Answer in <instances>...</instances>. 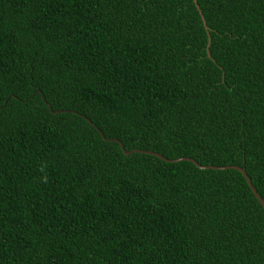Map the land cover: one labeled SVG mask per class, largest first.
Instances as JSON below:
<instances>
[{"label": "trees", "instance_id": "obj_1", "mask_svg": "<svg viewBox=\"0 0 264 264\" xmlns=\"http://www.w3.org/2000/svg\"><path fill=\"white\" fill-rule=\"evenodd\" d=\"M198 3L0 0V264H264V0Z\"/></svg>", "mask_w": 264, "mask_h": 264}, {"label": "water", "instance_id": "obj_2", "mask_svg": "<svg viewBox=\"0 0 264 264\" xmlns=\"http://www.w3.org/2000/svg\"><path fill=\"white\" fill-rule=\"evenodd\" d=\"M194 1L196 3L197 7L200 9L198 0H194ZM200 12L202 14V18L205 19L201 9H200ZM210 44H211V37H210V40H209V43H208V47L210 46ZM59 111H62V110H59ZM59 111H55V112H59ZM114 140H117V139H114ZM120 144L123 147V149H124V151H125L126 154H130V153L134 152V150H127V149H125V147H124V145H123V143L121 141H120ZM142 152L156 155V156H158V157H160V158H162L164 160H167V161L189 160V161H192L193 163H195L197 166H199L201 168H206V169H208V168H221V167L212 166V165L211 166L202 165V164L198 163L195 159L190 158V157H180V158H177V159H168V158L164 157L163 155H161V154H159L157 152H151V151H142ZM222 168H236V169H239L241 172H243V174L246 177V179L248 180V182H249V184H250V186H251L254 194L257 196V198L260 200V202L264 206V198L261 196V194L257 191V189L255 188V186L253 185V183H252L249 175L247 174L245 168L240 167V166H231V165L230 166H224Z\"/></svg>", "mask_w": 264, "mask_h": 264}]
</instances>
